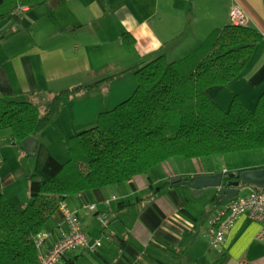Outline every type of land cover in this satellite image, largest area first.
Masks as SVG:
<instances>
[{
  "label": "crops",
  "instance_id": "obj_1",
  "mask_svg": "<svg viewBox=\"0 0 264 264\" xmlns=\"http://www.w3.org/2000/svg\"><path fill=\"white\" fill-rule=\"evenodd\" d=\"M234 4L262 39L238 77L207 89L220 105L239 94L253 106L264 92V0H46L21 6L20 20L0 22V94L21 98L27 91L91 84L110 75L68 96L35 136L56 157H67L69 138L131 93L138 66L161 53L178 59L191 52L213 28L229 21ZM13 26L20 27L2 34ZM125 31L133 37L129 49L122 40ZM25 149L10 128H0V193L17 206L30 200L28 174L37 160L35 153L24 160ZM216 170L221 169L200 157L176 155L132 180L71 194L65 201L86 234L99 237L101 244L96 251L70 249L54 264H241V259L242 264H264V238L254 237L256 221L240 215L224 241L213 246L205 230L228 200L206 215L211 198L206 188L197 193L185 182L164 184L178 175ZM48 229L53 238L67 230L58 210Z\"/></svg>",
  "mask_w": 264,
  "mask_h": 264
},
{
  "label": "trees",
  "instance_id": "obj_2",
  "mask_svg": "<svg viewBox=\"0 0 264 264\" xmlns=\"http://www.w3.org/2000/svg\"><path fill=\"white\" fill-rule=\"evenodd\" d=\"M45 1L0 0V22L10 17L18 21L21 6ZM261 39V31L249 22L229 20L216 26L186 55L170 59L161 53L138 66L132 93L101 110L94 125L69 138L66 160H59L42 142L25 149L37 158L28 174L30 200L17 206L0 193V264H36L35 235L48 228L59 203L71 194L132 180L176 155L203 158L264 147V92L253 106L236 94L223 108L207 89L238 77ZM122 40L129 49L133 37L125 31ZM109 76L91 84L27 91L21 98L0 94V128H10L13 140L22 143L48 125L68 96L96 87ZM36 96L46 97V102L34 101ZM213 201L211 197L206 203Z\"/></svg>",
  "mask_w": 264,
  "mask_h": 264
},
{
  "label": "built area",
  "instance_id": "obj_3",
  "mask_svg": "<svg viewBox=\"0 0 264 264\" xmlns=\"http://www.w3.org/2000/svg\"><path fill=\"white\" fill-rule=\"evenodd\" d=\"M229 20L234 23H246L247 17L243 8L234 4L229 12ZM94 207V204L90 205ZM66 223L67 230L58 238H53L50 229L46 228L35 235L37 253L36 264H54L60 260L70 249L77 247L96 251L100 244V238H90L82 225L78 215L68 206L66 201H61L57 207ZM246 214L258 223V229L254 234L256 239L264 238V187L259 189L251 187L249 191L238 194L228 200L226 205L214 216L205 230L208 241L213 246L220 245L226 235V230L231 228L240 215ZM132 238L133 234L130 233ZM244 259L240 260L242 264Z\"/></svg>",
  "mask_w": 264,
  "mask_h": 264
},
{
  "label": "water",
  "instance_id": "obj_4",
  "mask_svg": "<svg viewBox=\"0 0 264 264\" xmlns=\"http://www.w3.org/2000/svg\"><path fill=\"white\" fill-rule=\"evenodd\" d=\"M36 142V137L32 135H28L22 141L23 146L28 150H32ZM181 178L182 176L178 175L172 177L171 181L181 180ZM183 182L196 189L197 193L206 188V193H209L210 197H214L213 205H210V208L205 211L209 214L215 205L237 196L242 187L248 186L257 189L264 187V166L231 171H198L184 179Z\"/></svg>",
  "mask_w": 264,
  "mask_h": 264
},
{
  "label": "rangeland",
  "instance_id": "obj_5",
  "mask_svg": "<svg viewBox=\"0 0 264 264\" xmlns=\"http://www.w3.org/2000/svg\"><path fill=\"white\" fill-rule=\"evenodd\" d=\"M135 86H136V83H135ZM135 86H134V88H135ZM134 88H133V90H134ZM132 91H131V93H132ZM47 98H49V96H47ZM232 98H231V100H232ZM32 99L34 101L38 100L41 103L46 102V97H43V96H36L35 98H32ZM230 102L231 101H229V103L224 104V105L222 104L221 106L223 108H228L230 105ZM28 157L29 156L27 154V156H25L24 160H26ZM180 157H183V156H180ZM57 158L59 160H62V161L66 160L68 158V152H67V157H62V158L57 157ZM202 159L205 160L209 164L210 163L213 164L214 167H216V168H219L221 170L224 169V170H228V171H231L234 169H243V166H248V165H251V166H248L245 168L260 167V166H264V147L228 151V152H224V153H216V154H212V155L207 156V157H203ZM235 166H238V168H235ZM247 190H248V188H246V186L242 187L240 190V194L245 193Z\"/></svg>",
  "mask_w": 264,
  "mask_h": 264
}]
</instances>
